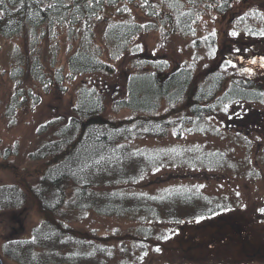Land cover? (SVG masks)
<instances>
[{
	"label": "trees",
	"instance_id": "trees-1",
	"mask_svg": "<svg viewBox=\"0 0 264 264\" xmlns=\"http://www.w3.org/2000/svg\"><path fill=\"white\" fill-rule=\"evenodd\" d=\"M136 1L139 0H4L0 5L3 12L0 37L10 38L27 30L32 41L38 38L40 31L54 23L65 25L68 35L75 33L77 28L78 48L66 61L69 76L110 73L112 68L100 59V48L94 42L96 21L106 9H124L123 4ZM233 1L141 0L140 5L151 18H158L161 25L191 35L195 34V26L203 13L232 15ZM258 17L261 18L254 10L251 15L243 13L233 18L231 23L240 33L260 37L264 26L256 24ZM149 29H156L151 22L143 26L128 19L111 21L103 28L102 36L114 57L135 51L132 41ZM196 38L194 48L199 41ZM204 42L207 48L216 52L214 34H207ZM221 63L220 67L226 68L227 73L210 68L202 78L196 79L191 66H175L163 76L162 72L170 66L166 59L135 61L125 81V96L112 103L117 109L126 108L135 114L122 122L102 115L101 91L80 85L73 115L53 127L48 138L29 154L31 160L42 162L40 170H36V183L26 191L15 183L0 185V212L20 209L30 197L43 214L41 221L32 228L30 238L7 240L2 244L3 251L20 264H142L151 254L160 253L162 246L173 238L176 241L177 236L187 234L190 237V232H197L205 243L210 238L218 239L211 240L216 243L213 249L205 248V252L194 256L184 253L183 247H176L174 250L182 249L183 252H177L178 259L166 264H254L256 261L250 260L251 254L264 258V244L251 246L250 241L231 236L239 237L233 231L236 223L229 222V218L240 219L235 212H239V203L233 196L229 197L230 194H208L197 183H178L153 193L134 188L154 168L168 164L179 163L198 171L238 168L240 162L221 149L196 143L170 147L134 143L143 136L166 134L168 122L157 115L165 101L189 108L190 115L184 117L178 137L182 132L184 135L219 137L225 134L220 127L226 126L222 119L210 120L211 115H224L227 107L232 105L264 103V88L259 81L236 72L227 61L221 59ZM25 66L23 73L18 65L11 75L14 78L31 77L44 89L55 84L60 86L64 79L60 68L46 77L40 57L35 53L30 54ZM23 90L18 87L11 96L6 106L8 115L13 116L21 107L22 100L19 99L23 97ZM257 126L260 127L259 123L253 132L259 134ZM6 155L9 153L0 154L2 158ZM257 161L264 169V146ZM260 172L258 169L252 174L258 177ZM88 211L98 216L127 217L136 221V225L128 229L131 235L128 241L88 239L70 226L71 221ZM256 219L264 223L258 214ZM202 220H209L210 226L196 228V222ZM218 221H222L221 229L230 230L220 239L212 235V227L219 225L216 224ZM260 232L264 239V227ZM194 258H197L196 262H193Z\"/></svg>",
	"mask_w": 264,
	"mask_h": 264
},
{
	"label": "rangeland",
	"instance_id": "rangeland-1",
	"mask_svg": "<svg viewBox=\"0 0 264 264\" xmlns=\"http://www.w3.org/2000/svg\"><path fill=\"white\" fill-rule=\"evenodd\" d=\"M140 3L141 0L123 4L124 9L123 7L106 9L96 21L94 42L100 48V59L107 61L112 68L110 73L93 72L69 76L66 61L69 54L78 48L77 28L75 33L68 35L65 25L54 23L39 32L38 40L32 41L27 30L10 38L0 37V154L9 153L6 158L0 156V166H2L0 167V185L15 183L26 191L30 185L36 183L38 180L36 170H40L42 162L31 160L29 154L48 138L53 127L67 121L73 115V106L80 85L94 87L97 92H102L104 117L116 122L134 117L135 114L131 110L117 109L112 103L113 100L125 96L127 75L132 71L133 63L140 59L158 61L166 59L170 66L167 71L162 72L163 76H166L175 66L181 64L191 66L196 79L202 78L210 68L227 73L226 68L220 67L222 59L235 65L236 72L255 78L264 88V36H247L240 33L239 28L231 23L233 18H238L243 13L251 15L256 10L261 17L257 18L256 24L259 27L264 26V0H234L232 15L203 13L195 26V34L191 35L173 31L166 24L161 25L158 18H151L146 14ZM125 19L143 26L151 22L156 29L145 30L132 41L136 46L135 51L111 57L110 49L103 40V28L111 21ZM249 21L254 23L252 19ZM233 31L237 35H230ZM209 33H214V39L217 42L216 52L207 48L204 42V37ZM196 37L199 41L194 48ZM32 53L40 57L46 77L52 76V71L57 68L62 69L64 79L62 83H59L60 86L55 84L44 89L31 77L14 78L11 75L12 69L17 68L18 65L22 67L23 73L25 64ZM18 87L24 88L21 93L23 97L19 99L22 100V105L16 109L13 116L8 115L6 106ZM157 115L168 122L166 134L158 137L143 136L134 140L136 145L170 147L196 143L211 149L225 150L229 157H233L240 163L238 168L230 167L232 170L219 172H202L179 163L158 166L134 188L153 193L167 185L192 182L200 184L209 194L229 193L239 203V212L237 210L235 212L240 219L229 218V222L236 223L233 231H236L239 237L235 234L231 236L250 241L251 246L264 244L260 232L264 223L256 219L258 214L264 220V214L258 211V209H264V169L259 167L257 161L258 153L264 146V103L232 105L227 107L224 115H218L219 117L211 115L210 120L222 119L226 126V128L220 127L224 129L225 134L219 137L184 135V132L178 137V128L184 121V117L190 115L189 108L183 107L181 103L162 102ZM256 123L260 125V127L257 126L259 134L253 132L256 130ZM12 152L15 154L12 155ZM258 169L261 172L257 177L252 173ZM42 218L43 214L36 201L30 197L24 207L0 212V264H20L3 251L2 244L7 240L30 238L32 228ZM208 222L210 221L196 222L195 227L210 226ZM216 224L219 225L212 227V235L220 239L224 234H229L228 228L221 229L222 221ZM135 225L136 221L127 217L98 216L91 211L70 222L71 228L76 233L83 234L88 239L97 238L100 241L113 239L128 241L131 236L128 229ZM190 234V237L187 234L177 236L176 241L173 238L162 246L160 253L151 254L142 264H166L170 260L178 259L177 252L180 251L197 256L205 252V248L212 250L216 243L211 240H218L210 238L205 243L197 232H190ZM176 247L184 249L183 251L182 249L174 250ZM251 255L250 260L256 261L254 264H261L264 261V258L260 256ZM196 259H192L193 262H196Z\"/></svg>",
	"mask_w": 264,
	"mask_h": 264
},
{
	"label": "snow or ice",
	"instance_id": "snow-or-ice-1",
	"mask_svg": "<svg viewBox=\"0 0 264 264\" xmlns=\"http://www.w3.org/2000/svg\"><path fill=\"white\" fill-rule=\"evenodd\" d=\"M2 4H4V0H0V5H2ZM2 14H3V12L0 11V15H2ZM230 35L235 36V35H237V33L233 31L230 33ZM261 35L264 36V32H262ZM252 62L255 63V61H252ZM228 63H231V62L229 61ZM232 66L235 67V65H232ZM245 71H248V70H245ZM258 211L261 212L262 214H264V209H258ZM165 238H167V237H165ZM156 250L159 251V249H156Z\"/></svg>",
	"mask_w": 264,
	"mask_h": 264
}]
</instances>
